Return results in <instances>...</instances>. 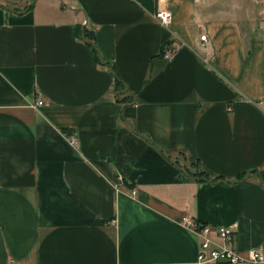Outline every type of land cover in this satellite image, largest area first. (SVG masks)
Instances as JSON below:
<instances>
[{
    "label": "crops",
    "instance_id": "crops-1",
    "mask_svg": "<svg viewBox=\"0 0 264 264\" xmlns=\"http://www.w3.org/2000/svg\"><path fill=\"white\" fill-rule=\"evenodd\" d=\"M263 100L264 0H0V264H264Z\"/></svg>",
    "mask_w": 264,
    "mask_h": 264
},
{
    "label": "built area",
    "instance_id": "built-area-1",
    "mask_svg": "<svg viewBox=\"0 0 264 264\" xmlns=\"http://www.w3.org/2000/svg\"><path fill=\"white\" fill-rule=\"evenodd\" d=\"M154 18L162 26H168L172 20V14L167 10H156ZM205 40V36L201 37ZM172 52H167L165 56H170ZM43 104L41 99H37L33 107H40ZM260 108L264 112V100L260 102ZM230 110V109H229ZM77 144L75 141H71ZM190 226L192 224L187 221ZM201 241L198 247L197 264H243L245 259L238 253L235 247V234L227 229L216 231V240L209 237V231L205 227L193 225ZM248 260L251 263H261L264 257L259 248H251L248 251Z\"/></svg>",
    "mask_w": 264,
    "mask_h": 264
},
{
    "label": "trees",
    "instance_id": "trees-1",
    "mask_svg": "<svg viewBox=\"0 0 264 264\" xmlns=\"http://www.w3.org/2000/svg\"><path fill=\"white\" fill-rule=\"evenodd\" d=\"M87 36H88V35H84V34H83V39H84L85 41H87V43H90V42L88 41V39H86V38H88ZM94 51H95V50H94ZM162 54H163V52H162ZM95 55H96V58H97V60H98L99 57H98V53H97L96 51H95ZM119 84H120V83H119ZM117 85H118V82H117ZM186 172H187V174H188L189 176H191V177L194 178V179L201 180V181H208L207 177H206L203 173H201V172H198V171H196V172H192V171H190V170H188V169H186ZM242 177H243V175L240 176V177L238 178V180H241ZM261 177H262V179L264 180V174H261Z\"/></svg>",
    "mask_w": 264,
    "mask_h": 264
},
{
    "label": "rangeland",
    "instance_id": "rangeland-1",
    "mask_svg": "<svg viewBox=\"0 0 264 264\" xmlns=\"http://www.w3.org/2000/svg\"><path fill=\"white\" fill-rule=\"evenodd\" d=\"M197 227V226H196Z\"/></svg>",
    "mask_w": 264,
    "mask_h": 264
}]
</instances>
